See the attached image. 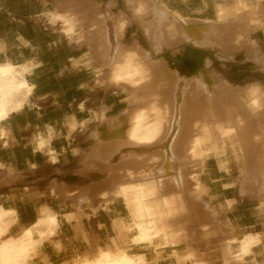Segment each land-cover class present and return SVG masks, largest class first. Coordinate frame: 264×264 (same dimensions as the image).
<instances>
[{
    "label": "bare ground",
    "instance_id": "obj_1",
    "mask_svg": "<svg viewBox=\"0 0 264 264\" xmlns=\"http://www.w3.org/2000/svg\"><path fill=\"white\" fill-rule=\"evenodd\" d=\"M101 2L102 0H53L57 8H65L66 11L71 12L70 16L68 13L64 14L68 15L66 18L70 19L69 22L72 21L71 25L78 24L87 16L86 13L95 14ZM125 3L136 21L140 22L144 16L151 15L154 18L153 24L157 23L160 27L159 36L153 34L156 29L153 25L151 29H148L150 26L143 27V34L147 40L149 39L153 54L160 53L163 46H172L171 42L185 43L198 49L220 51H225L230 45L234 49L245 46L252 50L255 65L264 64V55H260L248 39L249 32L257 25L264 30V20L258 18L257 7H250L243 0H234L231 7L217 2L214 21L200 23L171 13L154 0H125ZM80 13L83 14L82 18ZM51 16L57 21L62 22L63 20L62 15L57 11ZM170 19L173 23L171 30L167 27ZM50 21L55 22L51 19ZM67 22L68 20L64 19V23ZM98 22V27L96 25L91 27V32L97 30L96 34L92 35L91 41L100 48L99 62L109 65L105 80L106 87L127 91L130 94L129 101L133 104L138 100L147 104L144 106L141 103V106L124 111L118 125L114 122L117 118L105 119L102 124L93 127L89 133L91 150L82 159V164L76 171L81 182H84V179L88 182L83 188L86 196H78L76 199L79 202L86 200L87 194L95 189L99 204H109L117 194L123 196L126 201L128 220L115 225L117 238L121 243L118 245V252H112L109 247H95L93 252H88L81 260L71 262V264H155L154 261L146 260L144 256L129 254L125 250L121 251L120 248L127 249L123 246L122 240L131 233L133 234V237H130L131 246L152 244L156 240L159 241V245L164 246L176 247L179 244H188L187 236L180 235L185 231L184 226L180 225L178 229H173L171 226L172 222L175 223L183 215L185 216L183 212L186 214L189 212V203L185 205V210L178 205L177 196L186 188L185 182L179 174L180 170L171 169L173 170L171 171L169 168L166 171L163 169L166 162L172 164L177 161L188 164L199 163L210 150L212 146L210 143L215 142L218 146L214 145V147H219L221 145L219 136L224 130L231 128L237 136L238 144L246 160V171L242 172V184L244 185L256 170L252 163L256 156L255 150L264 144V91L258 83L240 87L225 80H217L213 75L208 74L209 61L206 59L199 60V63L202 68L200 73L207 76V84L203 83L202 79H198L194 73L190 79L181 78L176 70L181 68L180 60L176 56L153 61L149 54L141 52L137 55L134 51H125V46L119 42L114 57L107 60L108 51L105 50L108 49L109 44L105 18L98 19ZM115 24L118 39L119 33L125 30L126 21H119ZM160 35L164 36L163 40L166 39L167 43L157 41ZM231 48L227 49L231 50ZM171 66L175 67V70ZM182 69L190 74L198 71L196 62H189ZM30 70L31 67L25 65L17 67L10 62L0 64V124L10 115L20 112L28 103L34 90L25 78ZM161 94H166L164 96L168 99L162 106L159 105ZM149 99V102L145 101ZM73 129L74 126H71L70 130ZM2 132L1 134H4V131ZM212 134L216 136L213 138ZM45 141L41 140L38 143L40 149ZM216 149L213 148V151ZM155 153L159 156H155ZM223 153V151L218 152V154ZM259 160L257 170L262 183L260 193L264 194V156L259 157ZM113 165L120 167L117 179H125L129 183L136 184L133 193L107 189L103 186L104 184L95 180V177L103 171H106L108 179H112V174L107 173L113 169ZM125 167H132V169ZM221 167H225V163H222ZM256 175L258 176V172ZM194 182L192 183L194 192L189 195L192 201L199 199V193L203 191V186L197 180ZM168 186L173 188L172 192L174 191V197L172 193L173 198L170 196V200L163 198ZM167 190L170 191V189ZM74 194L75 192L70 195ZM260 207L264 208L263 201ZM206 208L209 210V206ZM80 209L78 208L77 211ZM40 210L41 215L38 220L36 219L37 221L24 230L20 236L12 238L7 236L11 227L17 222V214L15 211H4L0 207V264H30L37 242L49 241L55 235L59 226L57 215L46 207ZM210 211L213 216L216 215L214 208ZM65 219L78 220V216L71 214ZM74 223L77 225L76 221ZM201 229L207 232L204 226ZM236 241L226 239L217 246L212 252L215 264L241 262L252 254L255 246L260 244L258 237L251 234L244 236L237 241L239 249L234 255L231 245ZM54 244L56 248L60 247L59 243ZM207 257L206 260H197L195 253L189 250L185 254L178 255L176 260L178 264L186 262L207 264L210 259L208 257L207 260Z\"/></svg>",
    "mask_w": 264,
    "mask_h": 264
},
{
    "label": "crops",
    "instance_id": "obj_2",
    "mask_svg": "<svg viewBox=\"0 0 264 264\" xmlns=\"http://www.w3.org/2000/svg\"><path fill=\"white\" fill-rule=\"evenodd\" d=\"M216 1L227 7L234 4V0H154L171 13L199 22L214 21ZM243 1L257 7L258 18L264 20V0ZM50 10L53 9L41 1L0 0V64L10 62L17 67H31L25 78L34 87L25 107L0 124V207L16 212L17 222L11 230L19 225L20 232L38 220L40 209H51L59 226L52 240L42 242L31 264L35 260H38L36 264L57 261L71 264L93 252L95 247L113 248L118 241L114 226L128 219L120 198L102 207L96 189L79 202L76 198L86 196L83 188L88 182H81L76 171L91 149L89 133L101 113L104 111V118L114 120L131 102L126 92L101 87L106 86V79L97 82L102 77L93 66L90 47L68 38L59 25L49 24L43 15ZM248 39L264 55V30L254 28ZM231 54L235 51L222 53L228 59ZM41 140L46 141L40 149ZM200 162L203 195L210 199L209 207L215 209L217 217L214 226L207 230L208 238H202L201 249L186 247L180 251L183 244L164 246L158 240L131 246V234L124 237L123 246L130 254L144 256L155 264H177L176 257L187 253L189 248L196 251L198 259L206 260L210 251L204 246L209 242L216 246L219 240L239 241L251 234L260 238V244L244 260L231 264H264V208L260 207L264 194L259 195L256 190L262 183L242 194L241 178L231 177L227 164L222 168V163L207 155ZM71 214H77L78 220L65 219ZM237 241L231 245L234 255L239 249ZM54 243L61 247L56 248Z\"/></svg>",
    "mask_w": 264,
    "mask_h": 264
},
{
    "label": "rangeland",
    "instance_id": "obj_3",
    "mask_svg": "<svg viewBox=\"0 0 264 264\" xmlns=\"http://www.w3.org/2000/svg\"><path fill=\"white\" fill-rule=\"evenodd\" d=\"M32 1H34V2H40L41 1L43 4H47L48 8L53 9V10H50L48 12H45V14L43 15L47 21L48 20L50 21V19L55 21V22L50 21L52 26L59 25L61 32L64 35H66L68 38H71V39L74 38L75 41H81V42H83V44L87 45V47H90L89 51H91L90 56L94 62L93 66H94V68L97 69V73H99L102 77V79H100L97 82L101 81V83H102V81H104L106 79V75L108 73L109 65H108V63L106 65L105 64L103 65L99 62L101 59L100 58L101 56L98 53V52H100L99 51L100 48H98L91 41L92 35H95L97 30H95L94 32H91V27H92V25H96V27H98L99 26L98 19H102V17H104L105 21H106V23H105L106 24V33H107V39H108V44H109L108 49L105 50V51L109 52V53L107 52V54H106L107 60L112 59L114 57L115 50L119 46L118 45V42H119L121 45L125 46V51H129V50L131 52L134 51V53L137 55H139L141 52L149 54L153 61L154 60H156V61L164 60L168 57L176 56V58H178L180 60V64H181V68L176 69L181 78L186 77L185 79H187V78L190 79V77H192L193 76L192 74L194 73L198 79H202L203 83L207 84V76L200 73V71L202 72V68H201V64L199 63V60L201 61L202 59H206L209 61L208 74L213 75L214 78H216L217 80H225L229 83L235 84V85L240 86V87H243V86H246V85H249L252 83H258V84H260L261 87H263V91H264V64L255 65L253 63L252 50L248 47L244 46L240 49H234L233 47L231 48L230 47L231 45H230L227 48L228 49L231 48L232 51H235V54H231L229 59L224 58V55L221 54L224 51L215 50V49H200L202 51V57L201 58H199V57L191 58L188 56V50L185 49L186 45L189 46L188 44H185V43H181V44L177 43L176 44L174 42L173 43L171 42L170 45H172V46H165V47L163 46L162 51L160 53L153 54L152 53V47H151L152 45L150 44L149 39L147 40V38L143 34V27L150 26V27H148V29L149 28L151 29L154 26L156 29H155V31H153L154 33L153 32L152 33L157 34L158 36H159V32H160V27L158 26L157 23L156 24L154 23L155 25L153 24L154 18L151 15L144 16L140 20V22L136 21V19L133 18L131 10L127 7L125 0H102V2H101L102 4H100V7L98 8V10L95 11V14L92 15V14L86 13L87 16L85 15L86 17L84 19H81L78 22V24L76 23V25H75V23H73L72 24L73 26L71 25L72 21H70L71 22L70 23L69 22L70 19L66 18V16L68 17V15L69 16L71 15V14H69L71 12H69V10L66 11L67 9H65V8H57L56 5L53 3V0H32ZM89 1H91V0H89ZM110 5H111V7H110ZM108 6H109V9H108ZM56 11L58 12V14L62 15V17H63L62 22H61V20L57 21L53 16H51V14L52 13L55 14ZM65 13H68V15L66 14V16H65L64 15ZM173 14H178V13L174 12ZM82 15L83 14L80 13L81 18H82ZM50 16H51V18H50ZM149 17H151L152 20ZM64 19H65V21L68 20V22L64 23ZM49 21H48V23H49ZM119 21H126V27H125V30H123L122 32L119 33L120 37L117 39L116 38V24L115 23L116 22L118 23ZM190 21H192V20H190ZM194 22H199V21H194ZM203 22H209V21H203ZM210 22H213V21H210ZM68 24H69V26H67ZM172 26H173V23H172V20L170 19L168 21L167 27L171 30L173 28ZM69 27H71V28H69ZM256 27L261 28V26H259V25H257ZM157 28L159 31L157 30ZM95 29H98V28H95ZM160 38H162V39H160ZM160 38L157 39V41L160 40L161 43H163V44L167 43L166 39H165V41L163 40L164 36H161ZM96 42H98V41H96ZM227 48H226V50H228ZM101 51H103V50H101ZM97 54L99 56H97ZM189 62H196V69L198 71L192 72L191 74L186 73L182 69V67H184ZM171 68L173 70H175V67L171 66ZM199 73H200V75H199ZM105 85H106V83H105ZM101 87L106 88V89H110V88H107L106 86H101ZM122 91L126 92V94L128 96V102H129L130 94L125 90H122ZM164 95H166V94H161V96H160V100H159L160 106H162L164 103H166L168 101L167 96H164ZM150 99L145 100V101L149 102ZM138 101H137V103L134 102V104H133V102L129 103L127 110H130L133 107L141 106L142 104L144 106L147 104L145 101L144 102L146 104H144L142 101L141 102L139 101V103H138ZM102 113L104 114V112H102ZM103 114H101L102 117L100 116V118H98V116H97L98 120H97V123L95 126L100 125V123L102 124L103 121L106 119V118H104ZM122 117H123V115L117 117V120H115L116 125H118V121H120ZM227 129L224 130V132L219 136L220 144H221L219 146L220 148L216 147V146H218L217 143L212 142V143H210L212 145L211 146L212 149L210 148V150L208 151V153L206 155L209 158H216V160L219 163L227 164L228 168L226 170L231 175V177H234V179H239V177L241 178L240 179L241 180L240 181V192L242 194H246V193L250 192L254 188L255 185H258L259 182L261 183V179L259 178L260 177L259 171L257 170V167H258L257 162L259 160V157L264 156V144L261 145V147L259 149L255 150L256 156L254 157V160L252 163L255 166L256 170L252 174L251 179H247L248 182L245 181V184L243 185L242 184V181H243L242 172L246 171V160L242 154L240 145L238 144L237 136L234 134V132L232 131L231 128H230L231 130L230 129L227 130ZM215 136L216 135L212 134L211 137L214 138ZM88 141H89V137H88ZM214 145H216L215 147L219 148V149H216L214 147ZM213 148L216 150L213 151ZM220 149H222V151L224 152L223 154H218L219 151L222 152ZM216 151H218V152H216ZM154 155L159 156L158 153H155ZM177 162L179 165L177 164ZM177 162H175V164H172L171 162L170 163L166 162L163 169L164 170L166 169V171L169 168H170L169 170L173 169L174 171L180 170L179 174H180V176L183 177L186 188L184 190H182L180 195L177 196L179 198V201H180V202L178 201V205L181 207L182 210H185V205H187L189 203V205H188L189 212H188V214H186V212H183V214H185V216L183 215V217L179 218L177 221H175V223L172 222L171 226L173 227V229H178L180 227V225H183L185 228V231H183L184 233L181 232L180 235L181 236H183V235L187 236L188 244H183L182 247L179 248L180 251H183L186 247H194L197 250H199V249H201L202 238H203V240L208 238V232L202 230L201 227L204 226L205 230L211 229L214 226V224L216 223L217 217H215L216 215L213 216L212 212L210 211L212 207H209V210H207L206 206H209V200L210 199L207 198L206 195H203L204 191H201L199 193V199H197V200L192 201L189 198V195H192L194 192V188H193V184L195 183L194 181L197 180V182H199V175L201 172V162H199L197 164L196 163L188 164L187 162L181 163V161H177ZM81 164H82V160L80 161V165ZM176 164H177V166H176ZM113 166H114L113 169L111 171H109V173H107V174H110V173L112 174V176H113L112 179L111 178L108 179L107 175H106V171H103L102 173H100V175L95 177V180L104 184L103 186L107 189H111V190H114L117 192L133 193V190L136 187V184L129 183L125 179H117L116 177H117V174L119 173L120 167H118V166L115 167V165H113ZM127 168L132 169V167L131 168L127 167ZM175 169H177V170H175ZM173 170H171V171H173ZM256 172H258V176L256 175ZM191 176H192V178H190ZM86 178H88V176ZM252 178L254 181L252 180ZM84 181H85V179H84ZM260 185L258 186V188H256V190H257V193L259 195H263L260 193ZM169 187L170 186H168L165 189L166 193L163 196V198L166 200H168L167 198H169V200H170V196L172 195V193H173L172 196L174 197V191L172 192L173 188L172 187L169 188ZM242 188H243V190H242ZM167 189H170V191ZM183 193H185V194H183ZM172 196H171V198H173ZM180 196H182V198H180ZM116 198H120L125 205L126 201H125V198L123 196H120L117 194ZM184 201H185V204H184ZM100 205L102 207L106 206V204H100ZM114 228H115V226H114ZM20 230H21V227L19 225L15 226L11 231H9L10 234L8 232V234L10 236L8 235L7 237H12V238L18 237L26 229L22 230L21 232H20ZM214 234H217V231H215ZM131 237H133L132 233H131ZM44 241H46V240H44ZM224 241L225 240H219L218 243L220 244V243H223ZM42 242H40V243L37 242V244L34 246V250L32 252L33 253L32 258L37 253ZM120 244H121L120 240L114 242L113 248H110L111 251L115 252V253L118 252L119 251L118 245H120ZM219 244L214 246L213 244H210V242H209L207 245L204 246L207 248L209 247V251H211L207 254V255L210 254L208 256L210 259L208 260L207 264H209V263L215 264L214 255L212 254V252L215 251V249L217 248V246H219ZM212 245H213V247H212ZM120 250L121 251L125 250L126 252H128V250L125 248L124 249L120 248ZM189 250H191V249L189 248ZM191 251H193L195 253L196 259L200 260L197 257L196 251H194V250H191ZM81 259L82 258H79L75 261H79ZM37 261L38 260H35L34 263L36 264ZM167 262L170 263L171 261L168 260ZM30 264H31V260H30Z\"/></svg>",
    "mask_w": 264,
    "mask_h": 264
},
{
    "label": "water",
    "instance_id": "obj_4",
    "mask_svg": "<svg viewBox=\"0 0 264 264\" xmlns=\"http://www.w3.org/2000/svg\"><path fill=\"white\" fill-rule=\"evenodd\" d=\"M185 49L188 50V54L191 57H202V51L198 48L192 47V46H185Z\"/></svg>",
    "mask_w": 264,
    "mask_h": 264
},
{
    "label": "trees",
    "instance_id": "obj_5",
    "mask_svg": "<svg viewBox=\"0 0 264 264\" xmlns=\"http://www.w3.org/2000/svg\"><path fill=\"white\" fill-rule=\"evenodd\" d=\"M34 222H32V224H33ZM60 263H62L61 261H57V262H53V264H60Z\"/></svg>",
    "mask_w": 264,
    "mask_h": 264
}]
</instances>
